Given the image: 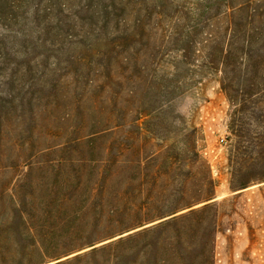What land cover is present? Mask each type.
<instances>
[{"label":"rangeland","instance_id":"1","mask_svg":"<svg viewBox=\"0 0 264 264\" xmlns=\"http://www.w3.org/2000/svg\"><path fill=\"white\" fill-rule=\"evenodd\" d=\"M4 11L13 19L0 14L1 260L94 264L126 243L103 247L139 231L141 263L169 264L155 245L177 228L195 253L211 247V264H264L261 96L233 102L216 79L137 84L123 67L110 80L97 63L108 58L82 51L77 35L43 34V0H22L17 19ZM147 85L188 89L154 101ZM192 209L201 211L165 223ZM78 223L82 241L66 237L59 251L45 243ZM40 237L43 256L19 255Z\"/></svg>","mask_w":264,"mask_h":264},{"label":"trees","instance_id":"2","mask_svg":"<svg viewBox=\"0 0 264 264\" xmlns=\"http://www.w3.org/2000/svg\"><path fill=\"white\" fill-rule=\"evenodd\" d=\"M21 1L0 0V14L7 16L4 10L8 9L17 19L15 12ZM65 12L72 20L70 30L62 27L60 16ZM7 19L13 17L7 16ZM43 20V34L50 32L60 38L77 35L82 51L102 55L104 59L106 56L107 62H97L98 70L103 68L104 77L110 80L120 73L118 67H123L135 72L137 84H204L208 79H216L233 102L252 101L256 96L264 99V87L258 88L259 84L264 85V0H43ZM187 89L180 85H147L146 94L151 92L155 101L161 95L173 96ZM131 92L134 94L137 90ZM169 105H162L160 109ZM233 129L242 140L246 133L242 121L234 122ZM210 206L206 204L201 210ZM201 210L192 209L165 223L174 226ZM85 231L78 223L74 229L54 233L44 241L59 251L63 249L60 241L66 237L82 241ZM140 234L139 231L132 233L103 247L101 250L126 243L109 259L96 260L94 264H142L138 249ZM40 239L17 252L21 256H43V238ZM159 247L165 251L169 264L212 263L211 247L205 244L195 253L196 245L186 246L183 233L177 228L158 240L155 248ZM6 263L5 258L0 259V264Z\"/></svg>","mask_w":264,"mask_h":264},{"label":"built area","instance_id":"3","mask_svg":"<svg viewBox=\"0 0 264 264\" xmlns=\"http://www.w3.org/2000/svg\"><path fill=\"white\" fill-rule=\"evenodd\" d=\"M219 142L222 146L226 145L227 143V137L226 136H222L220 139H219Z\"/></svg>","mask_w":264,"mask_h":264}]
</instances>
